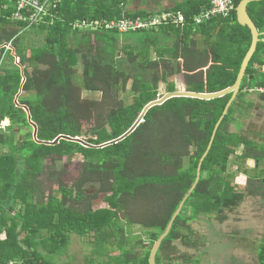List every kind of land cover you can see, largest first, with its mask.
Returning <instances> with one entry per match:
<instances>
[{"label": "trees", "instance_id": "trees-1", "mask_svg": "<svg viewBox=\"0 0 264 264\" xmlns=\"http://www.w3.org/2000/svg\"><path fill=\"white\" fill-rule=\"evenodd\" d=\"M210 1L177 6L174 10L181 11L188 22L182 29L149 31L173 36L170 48L155 49L157 59L149 58L148 49L127 47L129 63L140 71L163 70L161 76L153 71L148 81L69 45L72 35L87 31L79 28L82 24L147 14H124L126 0H51L50 16L41 25L30 27L45 34L40 48L24 45L22 34L28 26L12 19L14 3L0 0V25L4 27L0 31V124L9 122L0 128V234L5 233L0 240V264H54L42 251L56 252L67 246L71 235L83 238L92 233L99 239L105 234L115 238L119 255L110 257L112 264H149L155 242L194 183L199 160L231 95L209 101L167 100L150 109L127 138L104 148L64 140L54 146L41 142H52L59 136L79 138L94 146L115 140L134 124L148 103L158 99V83L167 84L171 77H181L180 91L214 93L231 87L250 47L251 34L236 21L235 9L241 0L233 1L229 18L195 26L192 17ZM247 13L260 41L236 100L245 88L264 87V1L250 3ZM197 35L215 39L207 49H198ZM8 44L13 51L5 47ZM4 61L12 64L4 66ZM129 84L132 100L124 105L116 92H126ZM83 91L101 93L102 98L83 100ZM232 105L202 162L199 182L162 241L155 264L177 259L193 264L188 255L177 257L174 245L177 242L190 250L203 246L190 223L211 215L220 224L227 221L225 211L234 212L250 192L249 186L241 191L232 184L229 159L243 145L239 158L259 161L262 149L229 132ZM28 114L37 127L36 140ZM75 155L83 158L77 169H63ZM87 186H97L96 192L91 194ZM101 195L103 207L96 205ZM252 195H257L256 190ZM135 225L145 230L149 242L141 253L127 250L131 242L141 244L128 230ZM257 259L258 264H264V240Z\"/></svg>", "mask_w": 264, "mask_h": 264}, {"label": "rangeland", "instance_id": "rangeland-1", "mask_svg": "<svg viewBox=\"0 0 264 264\" xmlns=\"http://www.w3.org/2000/svg\"><path fill=\"white\" fill-rule=\"evenodd\" d=\"M126 3L127 5L125 4L123 13H132L131 10H128V6L130 7L132 2L127 1ZM3 28L0 25V31ZM161 34L167 35L168 33L144 31L122 34L87 29V31L72 35L69 39V45L72 49H78L90 58L98 59L106 63L112 62L118 69L126 71L130 75L142 76L149 81L155 70L149 69L148 73H146L140 71L136 65L130 64L127 54V51L129 52L130 49L127 47L135 51L148 49L149 58L155 60L157 59V54L155 53L157 47H171L173 43L172 35L168 37L170 38L169 41L166 38L167 36L161 38ZM22 35L24 38L23 43L28 48L31 46L40 48L43 46L44 33L37 34L33 28H27L23 30ZM202 45L200 42V48ZM11 64L9 61H4L3 65L9 67ZM14 64L19 67V60L15 59ZM77 71L80 77L82 72L80 64ZM155 73L161 76L163 70L158 68V71H155ZM23 80L24 78L21 81L23 82ZM129 86L130 84L126 92H116L117 98L124 105H128L132 100ZM182 87L180 76L171 77L167 84L159 82L157 98H161L165 94L170 93L168 92L169 88H173V92H175L182 90ZM18 94L20 95L21 92L19 91ZM81 98L86 101H100L102 96L101 93L83 91ZM236 103L237 101L233 103L232 109ZM8 125L9 122L4 121L0 124V128L4 129ZM82 161L83 158L80 155H75L71 158V161L66 163L65 166H62L63 169L67 168L70 171H75L77 164ZM187 163L188 158H185L183 160L184 166ZM231 182L233 184V179ZM87 190L93 194L96 192L97 186H87ZM103 197L104 195L99 196L96 205L100 206L102 204L100 202L103 200ZM101 206L103 207L105 204ZM259 208L258 202H250V204L249 202L242 203L232 213L225 211L228 219L221 224L215 220V215L198 217L190 225L195 233L194 236L201 240L203 246L197 250H190L176 242L174 245L177 247V257L182 254L188 255L190 258L192 257L193 264H195L196 260L199 261V264H258L257 252L264 240V218L263 216L260 218L259 215L256 216L257 214L261 215L263 213L258 212ZM128 230L131 234L140 238L141 244L137 245L135 242H131L127 246V250L132 253H141L143 248L148 249L149 242L144 234L145 230L136 225L131 226ZM96 236L93 233L83 238L71 235L65 248L56 252L42 251V254L54 264H112L110 257L115 258L119 255L115 238L108 234L103 235V238L100 239L98 237L96 238ZM170 264L185 263L181 259H177Z\"/></svg>", "mask_w": 264, "mask_h": 264}, {"label": "crops", "instance_id": "crops-1", "mask_svg": "<svg viewBox=\"0 0 264 264\" xmlns=\"http://www.w3.org/2000/svg\"><path fill=\"white\" fill-rule=\"evenodd\" d=\"M127 1L132 2L131 6H128V10H131L132 14L138 12H145L147 13L146 15L137 17H146L147 15H153L155 13L163 12L182 13L181 11H175L174 9L179 5L181 6L189 3L195 4L204 0ZM163 36H167L166 38L170 41V38L168 37L171 36V34H161V38ZM214 39V37L197 35L195 37V40L197 42L196 46L198 49L205 50L212 44ZM200 42L203 44L201 48ZM236 101L237 103L234 105L233 108L232 122L229 125L228 130L230 133L243 136L249 141L258 145L262 149V158L260 157L259 161H256L255 159H247L242 161L239 157H241L243 154L244 146L241 145L235 149L234 155L231 156L229 159L228 173L233 175V184L239 190L246 191L247 186H249L250 192L246 196L243 204L245 202H249V204L250 202H258L260 207L258 212L263 213L261 215L257 214L256 216L259 215V218L262 216L264 218V96L258 94L244 93L242 91V94ZM255 190L257 192L256 196L252 195V191ZM4 238L5 233L1 232L0 240H3Z\"/></svg>", "mask_w": 264, "mask_h": 264}, {"label": "water", "instance_id": "water-1", "mask_svg": "<svg viewBox=\"0 0 264 264\" xmlns=\"http://www.w3.org/2000/svg\"><path fill=\"white\" fill-rule=\"evenodd\" d=\"M264 0H241L239 2V4L237 5L235 12H236V21L237 24L240 25L241 27H246L248 28V30L250 31L251 34V44L250 47L247 51V53L245 54L243 61L241 63L240 66V70L239 73L236 77L235 83L231 86L228 87L222 91L219 92H214V93H194V92H187V91H175V92H170L165 94L164 96H162L161 98H158L150 103H148L143 110L141 111L140 115L138 116V118L136 119V121L134 122V124L119 138L112 140L110 142L101 144V145H90L85 143L84 141L80 140L79 138H70L67 136H59L58 138H56L54 141L52 142H41L43 145H47V146H54L56 144L59 143L60 140H64L67 142H72V143H78L84 147H88V148H104L113 144H117L121 141H123L125 138H127L130 134H132L135 129L143 122L144 117L146 115V113L152 109L153 107L156 106H160L163 103H165L167 100H170L172 98H190V99H198V100H205V101H209V100H213V99H217V98H223L227 95H231L229 101L227 102L223 113L221 115V117L219 118V120L217 121L210 141L208 143V146L206 148V151L204 152V154L202 155L201 159L199 160L198 166H197V170H196V177L194 180V183L192 184L191 188L188 190V192L185 194V196L182 198V200L180 201L176 211L174 212V214L172 215L165 231L163 232V234L158 238V240L155 242L150 256H149V264H155V257L156 254L159 250V247L162 243V241L166 238V236L169 234L171 227L175 221V219L177 218V216L180 214L185 201L188 199V197L190 196V194L193 192V190L195 189V187L197 186L199 179H200V172H201V165L202 162L204 161V159L206 158L207 154L209 153L212 143L214 141L216 132L218 130V127L220 126L222 120L224 119L225 115L227 114L230 106L233 104V102L235 101L236 97L238 96L239 92H240V87H241V83L243 78L245 77V72L247 69V66L253 56V54L256 51L257 48V44L260 41V34L258 33L254 23L252 22V20L250 19L248 13H247V6L250 3H256V2H261ZM252 79V77H250ZM24 83V80L22 82V84ZM21 92V91H20ZM19 94L16 96V99L18 98ZM25 109V108H24ZM25 111L27 112L28 110L25 109ZM28 122L30 123L32 129H33V139L36 140L37 137V127L36 125H34L31 122V117L28 114L27 116Z\"/></svg>", "mask_w": 264, "mask_h": 264}, {"label": "built area", "instance_id": "built-area-1", "mask_svg": "<svg viewBox=\"0 0 264 264\" xmlns=\"http://www.w3.org/2000/svg\"><path fill=\"white\" fill-rule=\"evenodd\" d=\"M14 3L15 12L12 19L25 23L28 27L39 26L44 23V18L50 16L49 6L51 0H10ZM234 0H211L208 7L197 15H194L191 22L195 26H201L216 18H229L232 10H234ZM187 21L182 13L179 12H163L147 15L146 17L121 18L114 21H101L88 24H82L80 29L90 30H107L117 31L119 33H130L137 31L158 30L160 27H172L174 29H182L187 25ZM11 49L10 44L5 46ZM244 93L258 94L264 96V87L245 88Z\"/></svg>", "mask_w": 264, "mask_h": 264}]
</instances>
